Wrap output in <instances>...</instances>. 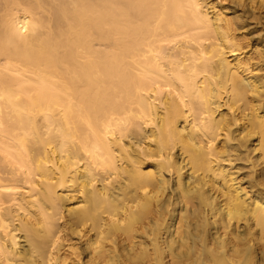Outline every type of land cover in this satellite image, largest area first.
<instances>
[{"label": "bare ground", "instance_id": "bare-ground-1", "mask_svg": "<svg viewBox=\"0 0 264 264\" xmlns=\"http://www.w3.org/2000/svg\"><path fill=\"white\" fill-rule=\"evenodd\" d=\"M262 121L264 0H0V264H264Z\"/></svg>", "mask_w": 264, "mask_h": 264}, {"label": "snow or ice", "instance_id": "snow-or-ice-1", "mask_svg": "<svg viewBox=\"0 0 264 264\" xmlns=\"http://www.w3.org/2000/svg\"><path fill=\"white\" fill-rule=\"evenodd\" d=\"M142 119H144L145 123H148V117L145 115L142 117ZM262 123H264V121H262ZM121 139H123V133L121 135ZM175 145H173L174 147ZM209 148L213 147L212 144L208 145ZM113 169H114V165H105V176L104 177H96V176H91L90 181H88L89 186L95 188L96 185V181L99 180L101 183H106V184H111L112 180L116 179V176L113 174ZM259 180L261 182V185L264 186V163L261 164V172L259 174ZM100 191V195L103 199H107V196L105 195V193L107 192V189H101ZM145 194L147 195V188L144 189ZM81 207H83V205H81ZM95 247L99 248V243H97L95 245Z\"/></svg>", "mask_w": 264, "mask_h": 264}, {"label": "rangeland", "instance_id": "rangeland-1", "mask_svg": "<svg viewBox=\"0 0 264 264\" xmlns=\"http://www.w3.org/2000/svg\"><path fill=\"white\" fill-rule=\"evenodd\" d=\"M1 158H2V157L0 156V159H1ZM0 162H1V161H0ZM3 164H4V162H1V163H0V171H1V172L5 171V172H3V173L6 174L7 171H8V170H7L8 167H7V164H6V163H5L4 165H3ZM4 166L7 167V168H4ZM1 168H3V169H1ZM8 169H9V168H8ZM6 170H7V171H6ZM3 173H2V177H7V176H8V175H7V176H4Z\"/></svg>", "mask_w": 264, "mask_h": 264}]
</instances>
